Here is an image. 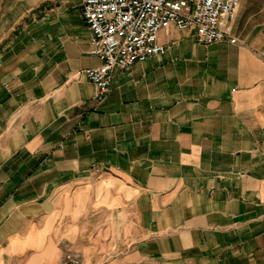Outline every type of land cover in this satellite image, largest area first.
<instances>
[{"label":"crops","instance_id":"0c3cea01","mask_svg":"<svg viewBox=\"0 0 264 264\" xmlns=\"http://www.w3.org/2000/svg\"><path fill=\"white\" fill-rule=\"evenodd\" d=\"M237 42L84 70L81 0H0V264H264V0Z\"/></svg>","mask_w":264,"mask_h":264},{"label":"built area","instance_id":"2783aa9c","mask_svg":"<svg viewBox=\"0 0 264 264\" xmlns=\"http://www.w3.org/2000/svg\"><path fill=\"white\" fill-rule=\"evenodd\" d=\"M90 53L101 64L84 74L95 84L96 98L106 99L116 70L163 54L161 30L175 26L195 31L197 42H237L233 36L240 0H81ZM81 256L67 252L62 264H81Z\"/></svg>","mask_w":264,"mask_h":264}]
</instances>
